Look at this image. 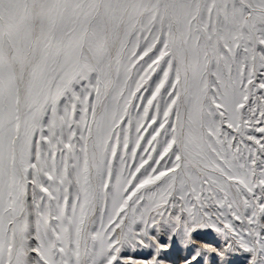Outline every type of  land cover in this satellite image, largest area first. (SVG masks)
<instances>
[{
	"label": "snow or ice",
	"instance_id": "snow-or-ice-1",
	"mask_svg": "<svg viewBox=\"0 0 264 264\" xmlns=\"http://www.w3.org/2000/svg\"><path fill=\"white\" fill-rule=\"evenodd\" d=\"M0 264H264V0H0Z\"/></svg>",
	"mask_w": 264,
	"mask_h": 264
},
{
	"label": "rangeland",
	"instance_id": "rangeland-1",
	"mask_svg": "<svg viewBox=\"0 0 264 264\" xmlns=\"http://www.w3.org/2000/svg\"><path fill=\"white\" fill-rule=\"evenodd\" d=\"M172 259L175 260V256H173Z\"/></svg>",
	"mask_w": 264,
	"mask_h": 264
}]
</instances>
